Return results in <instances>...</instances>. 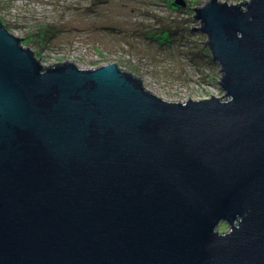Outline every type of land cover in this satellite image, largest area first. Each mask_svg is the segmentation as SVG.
<instances>
[{
    "label": "water",
    "instance_id": "95a60500",
    "mask_svg": "<svg viewBox=\"0 0 264 264\" xmlns=\"http://www.w3.org/2000/svg\"><path fill=\"white\" fill-rule=\"evenodd\" d=\"M192 8L223 96L43 65L0 21V264H264V0Z\"/></svg>",
    "mask_w": 264,
    "mask_h": 264
},
{
    "label": "rangeland",
    "instance_id": "374dc122",
    "mask_svg": "<svg viewBox=\"0 0 264 264\" xmlns=\"http://www.w3.org/2000/svg\"><path fill=\"white\" fill-rule=\"evenodd\" d=\"M183 1L184 6L177 0H0V21L43 65L117 62L170 101L223 96L222 69L208 37L192 28L201 26L192 6L210 0Z\"/></svg>",
    "mask_w": 264,
    "mask_h": 264
}]
</instances>
